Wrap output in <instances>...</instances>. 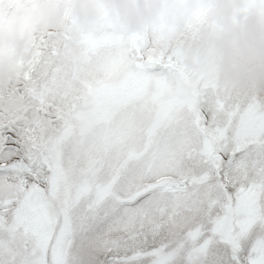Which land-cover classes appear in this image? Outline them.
Here are the masks:
<instances>
[{"label":"snow or ice","instance_id":"snow-or-ice-1","mask_svg":"<svg viewBox=\"0 0 264 264\" xmlns=\"http://www.w3.org/2000/svg\"><path fill=\"white\" fill-rule=\"evenodd\" d=\"M35 2L0 0V28ZM60 46L48 33L7 53L0 264H264V99L145 31L83 34L79 62Z\"/></svg>","mask_w":264,"mask_h":264},{"label":"clouds","instance_id":"clouds-1","mask_svg":"<svg viewBox=\"0 0 264 264\" xmlns=\"http://www.w3.org/2000/svg\"><path fill=\"white\" fill-rule=\"evenodd\" d=\"M198 18L203 22L192 43L187 35ZM101 26L125 36L151 30L188 71L210 75L220 89L264 91V0H36L8 9L0 28V103L7 107L8 93L20 83L9 50L22 57L34 40L51 33L61 45L57 59L79 62L83 34Z\"/></svg>","mask_w":264,"mask_h":264},{"label":"rangeland","instance_id":"rangeland-1","mask_svg":"<svg viewBox=\"0 0 264 264\" xmlns=\"http://www.w3.org/2000/svg\"><path fill=\"white\" fill-rule=\"evenodd\" d=\"M149 31H150L151 33H154V32L151 31V30H145V32H146V34H147L149 40H155V39H151V37H149V35H148V34H150ZM187 39L190 40L192 43H196L197 40H198V36H197L195 39H192L191 36H190V34H188V35H187ZM11 70H12V68H11ZM234 94L238 95V96L241 97V98H247V97L252 96L254 93L248 92V93H234ZM255 95L257 96L258 99H264V91H261V92H259V93H255Z\"/></svg>","mask_w":264,"mask_h":264}]
</instances>
